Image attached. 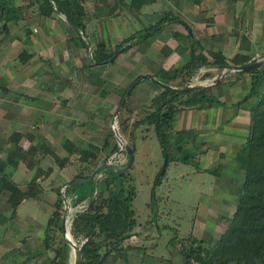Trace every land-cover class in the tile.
<instances>
[{
	"label": "rangeland",
	"instance_id": "rangeland-1",
	"mask_svg": "<svg viewBox=\"0 0 264 264\" xmlns=\"http://www.w3.org/2000/svg\"><path fill=\"white\" fill-rule=\"evenodd\" d=\"M82 1L88 9L101 7L99 0ZM123 1L125 3L131 2V0ZM8 2L9 6L21 9L22 12L18 14L20 19L17 24L9 23V36L6 37L4 42H0V60L2 58L3 61L1 64L6 61L4 68L1 66L2 69H0V95L4 93L3 98L0 96V156L2 158L6 157L7 149H9L8 140L14 132L27 135V137L33 135L35 139L32 145L47 143L57 155L66 157L67 152L62 146L67 140L74 142L81 148H86L89 144L97 145L100 148L104 147L108 134L113 131V123L117 129L118 116L124 109L127 108L135 114L130 124L146 118V113L142 115L141 110L148 109L150 112L147 113L155 110V107H151L154 96L153 90L159 88L162 92V87L151 80H143L135 87L131 98H128L125 107L119 112L122 95L125 89L132 84L129 82V73L132 71L131 75L135 77L134 74L142 69L141 60H143L146 69L152 75L153 72L149 71L150 66L158 65V63L165 60L167 51H164L166 47L165 44L163 45L164 38L160 42L161 45H159V48L164 50L162 49L160 54L156 52L153 58L155 61H159L158 63L153 61L152 64L149 59L147 60L142 56L149 50V47H139L140 42L137 41V46H139L133 48L131 54L129 51L126 52L128 58L125 60L127 66L130 64L128 66L130 70L124 68L123 59L112 65L88 67L90 54L84 48L76 50L79 46V40L76 39L74 43L71 41L76 32L67 23L65 17L55 13L47 19L40 15L38 9L34 13L31 12L28 9L29 7H26L24 0H8ZM116 3H118L116 0H107L103 4L104 8L101 13L105 14ZM159 3L157 6L155 4L146 8H149L148 11H160L162 9L165 12L177 15L174 12L175 7L172 1L159 0ZM118 9L114 16L116 19L108 22V18L104 17L95 20L91 26V29H94L93 32H96L97 35L100 33L99 30L104 29V27L106 29L111 27L114 32L112 34H116V37L112 41L107 31L106 40L112 49L125 38L140 31L139 29L143 27L142 23L146 25L149 22H147L148 18L144 15L136 18L123 4ZM91 12L93 13V11ZM123 15L126 16L123 17ZM241 17L246 21L247 16L242 13V10L238 14V18ZM180 18L187 23V15H181ZM36 19H39V22ZM226 23L222 31H229L228 33H230L233 20L226 21ZM2 25V22H0V27ZM251 25L253 33L249 31V28L247 32L241 30V24L238 23L236 25V37L240 39V45L243 42L242 45L244 46L243 36L246 33L254 35L252 43H254L255 56L252 60L264 61V15L260 14L259 18H252ZM165 29L161 33L166 31ZM174 29L176 28L170 25L168 34H172ZM30 31L36 35L37 40L34 44L29 42L27 45L23 42V39L28 41L27 37L32 34ZM37 32H43L48 38L46 40L42 38L41 40L39 38L40 34H36ZM89 33L92 34V30ZM91 34L88 40L91 43L92 51L99 40L95 41ZM255 36H260V39L257 40ZM155 37H158V35ZM16 38L20 39V44L16 42L18 41ZM188 46L189 43L183 41V47L188 48ZM25 50L35 53V59L28 70L22 72V67L31 61L27 64H21L19 56ZM8 70L9 73H7ZM153 70H155V67H153ZM205 72L206 69H203L202 74ZM27 74L30 76L28 81L25 78ZM21 75L25 76L26 84L24 86H21V78H18ZM5 77L8 78L9 82ZM213 83L211 79H208L199 84L209 86ZM171 84L177 85L176 82H171ZM220 85L214 87L216 88V94H219ZM248 88L250 89V86ZM243 89L244 87H240L238 90L240 92ZM4 90H9V93L6 94ZM18 91L23 93L30 91L37 98H32L34 102L29 101L23 105L21 98L15 99L16 95L19 94ZM227 91L230 92V88ZM233 92L236 93L234 89ZM243 99L244 97L241 98V100ZM221 100L226 103L227 101L230 103L235 101L230 94L227 99L223 97ZM254 103L255 100H251L241 107L237 106V109H245L250 113L249 108L251 109ZM179 114L177 115L179 116ZM229 115L235 116V110ZM175 117L167 130L169 146L172 149L170 150L171 160L169 163L167 162L164 176L162 173L166 158L153 127L143 125L134 130L137 135L134 140H131L128 135L125 138L126 145L132 144V141L137 145L134 165L128 171L134 179L137 190L134 208L137 219L142 225L138 228L140 235L135 243L144 247V250L134 254L139 262L133 260L130 264H140L142 260L143 264H183L184 261L179 252V242L190 237L204 242V245L211 249V245L221 237V234L225 232L231 222L242 193L244 172L237 161L233 159L234 157L231 159L229 155L230 150L236 155L237 150L241 147V142L236 140L238 142L235 144L234 140L226 141L227 147L224 149L229 150L228 157L230 158L227 157L226 172L224 173L220 162H214L218 152H211L212 159L209 158L207 162V157L201 150L204 147L207 148L210 144L216 146L213 141L209 142L212 137H210L212 131L209 130L211 128L206 127L203 130L204 136L207 137L205 141L194 136L193 133L196 134L197 131H200L202 129L199 128L200 125H203L197 119L194 124L189 126L191 130L193 126L195 127L193 132L188 130L191 133L179 136L178 126L174 124ZM250 117L251 114L248 118L250 119ZM222 119H224V115ZM219 126L218 124L213 128L217 129ZM221 126V128L225 127L224 125ZM227 127L230 129L229 126ZM243 127L242 134L243 139H245L249 132V126L246 123ZM194 137L196 140H194ZM26 139L22 141V145L27 148L31 145V142ZM109 143L110 148L101 153L97 162L88 166L73 162L61 169L50 155L43 156L42 152H39L34 159L27 158L25 162H20L14 157L9 160L10 163L0 161V167H6L5 172L13 181L23 186L24 190H27V185L35 177L38 168H42L49 174L48 180L42 184V193L38 199L25 200L15 214L6 204L9 200V194L3 196V201L0 203V264H9L13 259L15 260L17 257L15 251L18 250L20 253L23 252L22 258L25 259L29 256L24 254L30 252V250L35 253L38 249L44 250V227L50 217L49 213L52 209L55 210L58 190L79 175L81 170L85 171V175H89L88 170L90 168L96 169L105 163L109 151L116 145L119 146L115 137L110 139ZM232 144H234V147ZM128 147L130 146L128 145ZM120 156L122 157L117 158L115 154L113 159L117 158L116 161L108 160L122 168L127 164L128 156L125 152ZM31 160H33L35 166L29 169L28 164ZM205 169H212L214 173L202 171ZM160 178L161 180H159ZM101 195L103 194L100 193ZM228 203L232 204L227 206ZM75 211L76 209L71 208L72 216H74ZM217 213H219L218 216ZM222 217L226 218L223 219ZM39 222L41 226H35ZM70 230L71 227L69 226V236L74 240ZM34 234L36 237H33ZM48 253L50 252H46V254ZM50 255L53 257L52 253ZM9 256L11 257L9 258ZM73 257L71 263H73ZM36 258L37 260L33 263ZM36 258L28 264H46L42 261V256Z\"/></svg>",
	"mask_w": 264,
	"mask_h": 264
},
{
	"label": "trees",
	"instance_id": "trees-1",
	"mask_svg": "<svg viewBox=\"0 0 264 264\" xmlns=\"http://www.w3.org/2000/svg\"><path fill=\"white\" fill-rule=\"evenodd\" d=\"M3 1L0 0V22L2 24L6 23L7 28L2 31L3 25L0 27V36L10 32L8 24L10 22L18 23L20 19L18 14L22 12L21 9L9 6L8 0H6L3 8ZM99 1L100 8L88 9L82 0H24L26 7H36L40 15L44 17L50 18L55 13L65 17L67 23L78 33L77 38H71L73 43L76 39L79 40V46L76 50L84 48L90 54L88 67L116 63L119 56L113 62L109 61L120 48H124L122 53L124 54L137 46V41L140 40L141 43L149 41L164 28L173 24L183 25L189 33H192V30L180 17L170 12H163V19L159 23L150 25L130 35L114 49L107 41L99 40L95 49L91 51V43L88 39H90V27L95 20H100L104 17L113 18L122 4L138 18V16L140 17L143 14V10L146 7L156 4V0H131L130 3L116 0L118 3L110 7L105 14H102L103 4L107 0ZM158 27H160L159 30L151 33ZM186 39L189 43L188 48L192 56L191 60L182 66L176 67L171 72L156 67L152 75H147L146 80L156 78L164 84L181 88L196 82H198L196 84H199L208 79L215 82L221 68L224 66L231 64L243 66L257 62L248 56L238 55L228 61L221 52H214L208 54V56L197 55L199 45L194 35L188 34ZM169 50L171 49L166 45L164 51L169 52ZM33 57L31 53L25 50L20 54L19 60L21 64H27ZM203 69L207 70L204 74H202ZM142 76H138L125 89L121 103L127 90ZM245 77L251 78L249 92L243 100L233 105L241 107L246 102L255 100L251 109L249 108L251 117L246 142L241 145L235 157L239 167L244 172L242 193L231 222L221 237L211 245V249L205 246L204 242L191 237L179 242V252L185 264H191L192 262L197 264H264V68L254 72L231 73L222 80L221 85L233 86ZM171 82H176L177 85H173ZM162 90L159 95L153 98L151 106L155 107L153 112L147 113L150 112L148 109V111H140L142 115L146 113L144 120L130 124L135 114L126 108L118 116V124H116L117 130L124 140L127 135L131 140H134L137 136L134 130L138 129V127L143 125L153 127L163 155L169 163L171 160L170 150L172 148L169 146L167 130L177 114L192 110L228 107V105L216 94V88H206L186 93H174L163 88ZM4 92L8 94L9 90H4ZM114 137V132L110 131L102 148L93 144H89L86 148H81L74 142L67 140L62 146L67 152V156L60 157L47 143L32 145L35 139L33 135L27 137V135L14 132L8 140L9 149H7L6 157L2 158L0 156V161L10 163L9 160L14 157L20 162H25L27 158L34 159L39 152H42L43 156L50 155L61 169L73 162L88 166L97 162L101 153L110 148L109 141L114 139ZM24 139L31 142V145L27 148L22 145ZM128 145L135 153L136 143L132 141V144ZM120 149V146L117 145L112 148L105 163L109 162L108 159L112 160L113 155L119 153ZM126 154L128 156V153ZM118 157L121 158L122 156ZM117 158L113 160L116 161ZM129 161L130 158L128 156V162L124 167L120 168L114 163L116 168H118L117 170L102 172L98 191L95 180H91L87 184H73L81 179H89L95 170L91 168L88 170L90 172L89 175H85V171L81 170L80 174L68 184L61 186L58 190L55 210L50 214L46 224L44 250H38L36 253L28 255L29 257L26 259L22 258V253H18L15 255L17 256L16 259H13L9 264H28L32 259L41 256L44 252L53 254L48 264H72L73 249L65 243L61 224L65 211L64 197L70 207L76 209L72 221L68 223V228L69 226L71 227L70 233L75 240L73 241L82 251L81 264H102L101 260L104 257L107 258L109 255L118 252H123L124 261L129 264L133 251L144 250L143 246L129 244L133 236L140 235L137 228L142 226L137 219L134 208V201L137 196L134 179L129 173L130 170L123 173ZM34 166L35 164L31 160L28 168L32 169ZM5 170L6 167H0V203L3 201V196L9 194V200L6 204L15 214L25 200L38 199L42 193V184L48 180L49 174L42 168H38L35 177L28 183L27 190H24L23 186L13 181ZM202 171L214 173L212 169ZM98 193L99 195H97ZM100 193L103 195L100 196ZM94 198H96V201L91 206Z\"/></svg>",
	"mask_w": 264,
	"mask_h": 264
},
{
	"label": "crops",
	"instance_id": "crops-1",
	"mask_svg": "<svg viewBox=\"0 0 264 264\" xmlns=\"http://www.w3.org/2000/svg\"><path fill=\"white\" fill-rule=\"evenodd\" d=\"M170 1H172L174 3V7H175L174 12H176L175 13V14H177L176 16L179 15L181 17V15L182 16L187 15L188 19H187L186 24L192 30V33H189L187 28L183 25L173 24V28H176V29H174V31L170 35L168 34V32H169L168 29L170 28V26H167L166 29L164 28L166 31H164L162 33L160 32L159 34H161V35L157 34L158 37H155V36H157V35H155L149 41H146L143 43H141V41L139 40V42H140V46L138 45L139 47H149V50H147L144 53V55H142V56L147 58V60L149 59L152 64L154 63L153 61H155L153 58H154L156 52H159V54H160L161 53L160 51L163 49V48L162 49L159 48V45H161L160 42H161V40H163V38L165 39V41H164L165 43L163 42V45L164 44L168 45L169 48L171 49V50H169V52H167L165 60L162 61L161 63H158L159 61H155L158 63V65H155V66L151 65L149 68V71L153 72L154 71L153 67H155V69H156V67L157 68L160 67L166 71L171 72L176 67L182 66L183 64L189 62L191 60V57H192L191 53L189 51V48L183 47V41H186V43L188 42L186 39L188 34H190V35L193 34L195 39H196V42L199 45V50L197 52V55L203 54L205 56H208V54H211L214 52H221L223 54V56L228 61H231L237 55L238 56H248L251 59H253V57L255 56L254 55L255 53L253 51L254 43H252V41L254 40V38H253L254 35H251L250 33H246V35L243 36V38H242L245 41V45L244 46L242 45L243 42L240 45V39L236 37L237 36L236 25L238 23H240L241 24V26H240L241 30L247 32L248 28H249V31H251L253 33V30L251 28L252 27V25H251L252 18H259L260 14L264 15V0H176V1L170 0ZM161 3H162V1H161ZM158 4H160L159 0H156V6ZM28 9L31 10V12H33V13L37 10L36 7L35 8L34 7L28 8ZM148 9L149 8H145L143 10L142 15H144L146 18H148L147 22L148 21L149 22L148 23L145 22L146 25H143V23H142L143 27L141 29H139L140 31L143 30L144 28L150 26V25H156L157 23H159L163 19V12H165V11H163L162 9L160 11H157V10H152V11L149 10L148 11ZM241 10H242V13L247 16L246 21H244L243 17L238 18V14ZM128 15H130V14L128 13ZM124 16H126V15H123V17ZM230 18L233 20V23L231 24L233 26H232V28H230L231 29L230 33H228L229 31L223 32L222 30L225 28V26H226L225 24H227L226 21L231 20ZM114 19H116V17L108 19V22H110L111 20H114ZM36 20L39 22V19H36ZM255 20H257V19H255ZM13 23L17 24L15 22H13ZM8 26H9V24H8ZM72 29H74V28H72ZM99 29H100V27L98 28V30ZM90 30H92V34L90 33L91 37L92 38L94 37L93 39L95 41H98V40L107 41L106 40L107 39V37H106L107 31L109 32L108 34L110 35L112 41L116 37V34L115 35L112 34L113 31H112L111 27L110 28L108 27L107 29L104 27V29L99 30V32H100L99 35H97L96 32L94 33L93 32L94 29H91V27H90ZM30 32L32 33V31H30ZM36 34H40L39 38L41 40H42V38L44 40H46L48 38V37H46L45 34H43V32H41V33L37 32ZM102 34H104V36H102ZM7 36H9V33L1 35L0 36V42H4V40L6 39ZM74 37H76V38L78 37L77 32L75 33ZM99 37H100V39H99ZM179 37H180V39H179ZM19 38L18 39L16 38L18 40L16 42H19V40L21 39V38L20 39ZM256 39L259 40L260 36L256 37ZM23 40H24L23 42L27 43V45H28L29 42L30 43L32 42L34 44L36 42L37 38H36V35H34V33H32L27 37L28 41H26L25 39H23ZM12 41H14V40H12ZM175 41H176V43H175ZM19 44H20V42H19ZM138 46H135V47L137 48ZM21 52H19V53H21ZM131 52H133V49H131L129 51L130 54H131ZM29 53H31L34 57L29 62V64L22 67V69H21L22 72H25L26 70H28L31 63L35 59V55H34L35 53H33V52H29ZM150 53H152L153 55ZM126 54L119 55L116 63H118L119 60L123 59L124 61L123 62L121 61V62L124 64V68L126 67L127 70H130V68L128 67V66H130V64L127 66V62L125 60L126 58H128L127 57L128 54L127 55ZM141 59H142V57H141ZM2 62L3 61L1 58L0 69H2L1 66L4 68L6 61L3 64H1ZM141 62H142V65H141L142 67L141 66L140 67L142 69L134 74V76L136 78L140 75H143V76L151 75V74H149L148 70L145 67L146 66L145 62L143 60H141ZM98 67H101V66H98ZM14 68H15V66H14ZM133 69H135V68H133ZM7 73H9V70L7 71ZM10 73H11V71H10ZM131 74H132V71L129 73V77H130L129 82L130 83H132L136 79ZM26 76L27 77L21 75L20 77H18V78H21V80H20L21 86H24L26 84L25 78L27 81L29 80L28 78L30 76L28 74ZM5 78H6L7 82H9L8 78L7 77H5ZM1 79H3V78H1ZM2 81H4V80H2ZM250 82H251V78L245 77V78L241 79L240 81H238L233 86L220 85L219 94H218L219 97H221V99H223V97L225 99H227L228 95L230 94L232 99L235 100L232 103L227 101V103H228L227 108L221 107V108H213V109H209V110L187 111V112H182L181 114H179V116L177 115L178 116V117L176 116L177 118L175 117L174 124L178 126V130L177 129L176 130L179 132V136H181V134H189V133L193 132V130H195V127L193 126L192 127L193 129L191 130L189 126H190V124L191 125L194 124L197 119L199 121H201V123L203 125H200L201 127H199V128H202L200 131H197L196 134L193 133L194 136L199 137L200 139H203L205 141L207 139V137L204 136L203 130L206 129V127L211 128L209 130L212 131L211 132L212 134L210 133V137L211 136L212 137L209 140V142L213 141V143L216 146H213L210 144L209 146H207V148L204 147L201 150L203 153H205V157H207L206 158L207 162H208L209 158L212 159V154H210V153L217 151L218 156H216L217 158H216V160H214V162H216V161L220 162V165L223 166L224 173L226 172L225 171V166L227 164L226 161L228 158H230L228 156L230 155L231 159L234 157L233 159L235 160V157L237 155V153H236V155L233 154L232 150H230V154L228 155L229 150L226 151L224 149L225 147H227L226 141L234 140L233 142L236 144L238 142L236 140H239L241 142V145L244 141L246 142V138L243 139L242 131L244 128L243 127L244 124L247 123V126L250 125V119L248 118V116H250V113H249V111H247L245 109H237V107H235L233 105H235L238 101L241 100V98H243L247 95V93L249 92L248 87L250 86ZM240 87H244V89H246V90L243 89L242 91L239 92L238 89ZM229 88H230V92L227 91V89H229ZM233 89H234V91H236V93L233 92ZM160 92L161 91L159 88L154 89L153 90L154 96L152 95L153 98L155 96L159 95ZM17 93H19V94L16 95L15 99L18 97L21 98V100H22L21 102L23 105L27 104L29 101L34 102L32 98H37V96L32 95L30 91L28 93H23L22 91H18ZM221 93H223V94H221ZM0 96L3 98L4 93H2V95H0ZM234 110H235V116L229 115V114H231V112H234ZM196 113H197V115H196ZM216 114L218 115V117H216L217 116ZM223 115H224V119H222ZM215 124L216 125L219 124L220 126L217 127V129H215V128H213V126L214 127L216 126ZM221 125H224L225 127L221 128L222 127ZM177 126H176V128H177ZM227 126H229L230 129H228ZM184 130H187V131H184ZM188 130L191 132H189ZM182 131H184V132H182ZM247 136H248V134H247ZM194 140H196L195 137H194ZM232 145L234 147V144H232ZM237 152H238V150H237ZM232 188H233V184H232ZM23 203H21V205ZM230 204H232V203H228L227 206H229ZM52 212H53V209L51 210V212L49 214H51ZM218 214L219 213H217L216 215L218 216ZM222 218L225 219L226 217H222ZM36 225H37V227H40L41 223L40 222L36 223L35 226ZM45 228H46V226L44 227V232H45ZM35 231H37V230L35 229ZM137 231H138V228H137ZM44 232H43V234H44ZM33 237H36L35 234L33 235ZM138 239H139V236H133L132 240L129 241V244L138 245L137 243H135L136 241H138ZM25 243H27V242H25ZM27 244H29V243H27ZM34 246H35V244H34ZM38 250H41V249H38ZM32 252H33V250H30V252L25 253V255L35 253V252H33V253ZM137 252L138 251H133V253L131 254L132 256L130 258V262H132L133 260L139 262V259L134 256V254H136ZM18 253H20L19 250L15 251V254H18ZM11 256H9V258ZM41 256L43 257L42 261L46 262V264H48L49 259L52 258L50 253L46 254V252H44ZM181 258H182V256H181ZM7 260H9V259H7ZM36 260H37V258L33 260V263H35ZM42 261H40V262H42ZM183 261H184V259H183ZM130 262H129V264H130ZM140 262H141L140 264H143V260ZM102 264H126L124 261L123 252H118V253H115L113 255H109ZM183 264H185V262H183Z\"/></svg>",
	"mask_w": 264,
	"mask_h": 264
},
{
	"label": "water",
	"instance_id": "water-1",
	"mask_svg": "<svg viewBox=\"0 0 264 264\" xmlns=\"http://www.w3.org/2000/svg\"><path fill=\"white\" fill-rule=\"evenodd\" d=\"M5 2H6V0L3 1V8L5 7ZM6 28H7V24L3 23L2 31H5ZM159 28L160 27L156 28L151 33H155L157 30H159ZM123 51H124V48H120L118 51H116V53L110 59L109 62H113L116 57H118L119 55H121L123 53ZM262 68H264V61H257L253 64L243 65V66H236V65L224 66L221 68V71L219 72L215 82L209 86H205L202 84H192V85H187L185 87L178 88V87H173V86L168 85V84H164L161 81L157 80L156 78H151V81L160 85L165 90H168V91H171L174 93H186V92H190V91H199V90H203L206 88L217 87L221 84L222 80H224L227 76H229L231 73H234V72H254V71L260 70ZM146 79H147V76H142L128 89V91L125 95V98L123 99V102L121 104V107L119 109V112L125 107L127 100L129 98V96L131 95V93L133 92V90L135 89V87L138 84H140L143 80H146ZM112 128H113L115 138L118 141L119 146L121 148L119 153L116 154V157L120 156L121 154H123L125 152V153H128V156L130 158L128 166L123 171V173H124V172L128 171L134 165L135 153L131 150L130 147H128V145H126L125 140L121 137V135L119 134V131L115 128L114 123L112 125ZM167 162H168V160L166 159V164H165V168H164L162 175H164L166 172ZM117 169L118 168H116L115 164L112 161H109L107 163H103L93 171V173L89 179H81V180L76 181L73 184L74 185L75 184L80 185L83 183L87 184L91 180H95L96 181V188L98 191L99 190V183H100V174L106 170H117ZM95 201H96V198L93 199L91 206L95 203ZM64 203H65V211L63 213L62 220H61L62 229H63V236L65 239V243L73 249L74 257H73V263L72 264H81L82 263V251L80 248H78V246L75 244V242L71 238L68 237V223L70 221H72L73 216L71 214V207H70V205H69V203L65 197H64ZM105 259H106V257H104L101 260V263L104 262Z\"/></svg>",
	"mask_w": 264,
	"mask_h": 264
},
{
	"label": "built area",
	"instance_id": "built-area-1",
	"mask_svg": "<svg viewBox=\"0 0 264 264\" xmlns=\"http://www.w3.org/2000/svg\"><path fill=\"white\" fill-rule=\"evenodd\" d=\"M191 264H197V263H195V262H192Z\"/></svg>",
	"mask_w": 264,
	"mask_h": 264
},
{
	"label": "bare ground",
	"instance_id": "bare-ground-1",
	"mask_svg": "<svg viewBox=\"0 0 264 264\" xmlns=\"http://www.w3.org/2000/svg\"><path fill=\"white\" fill-rule=\"evenodd\" d=\"M69 229V228H68ZM69 232V231H68ZM68 237L70 238L69 234H68Z\"/></svg>",
	"mask_w": 264,
	"mask_h": 264
}]
</instances>
